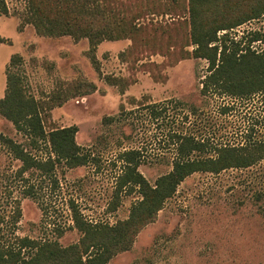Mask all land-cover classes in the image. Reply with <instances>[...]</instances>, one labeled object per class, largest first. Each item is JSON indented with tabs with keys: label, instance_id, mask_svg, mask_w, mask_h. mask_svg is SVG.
I'll list each match as a JSON object with an SVG mask.
<instances>
[{
	"label": "rangeland",
	"instance_id": "374dc122",
	"mask_svg": "<svg viewBox=\"0 0 264 264\" xmlns=\"http://www.w3.org/2000/svg\"><path fill=\"white\" fill-rule=\"evenodd\" d=\"M4 1L0 96L7 69L17 71L27 94L39 103L46 131L76 125L75 141L88 161L73 168L57 163L53 183L35 169L19 174L21 162L0 143V243L23 236L57 239L63 246L76 242L80 232L73 227L69 200L93 223L126 218L140 195L136 189L116 192L123 151L139 150L137 169L153 184L172 168L175 134L208 139L214 147L264 139L259 93L240 97L213 87L201 92L208 60L192 55L188 0H114L113 6L134 18L138 28L130 39L99 43L96 62L87 39L40 36L22 22L24 0ZM251 31L264 35V14L220 30L217 37L248 41ZM250 48L264 52V41L251 42ZM10 54L20 60L11 62ZM79 79L94 83V91L84 95L70 90L65 100L61 86ZM0 132L32 155L43 158L49 152L43 141L29 145L1 115ZM30 185L33 193L27 194ZM17 203L20 216L15 221ZM109 264H264V158L246 168L185 177L131 248Z\"/></svg>",
	"mask_w": 264,
	"mask_h": 264
},
{
	"label": "trees",
	"instance_id": "16d2710c",
	"mask_svg": "<svg viewBox=\"0 0 264 264\" xmlns=\"http://www.w3.org/2000/svg\"><path fill=\"white\" fill-rule=\"evenodd\" d=\"M22 22L31 24L36 34L46 37L70 36L73 40L87 39L89 53L94 62V51L104 40L131 38L137 31L134 18L113 6L114 0H24ZM0 11L7 13L4 0ZM189 44L192 55L208 60V74L202 81L201 92L209 88L236 96L259 93L264 105V52L250 48L251 42L264 41L259 31H251L248 41H234L228 35L217 37L220 30H228L264 14V0H188ZM4 41L0 36V44ZM219 42V46L215 43ZM242 43V45H241ZM20 56L14 54L13 60ZM65 100L70 94H88L95 85L84 79L61 86ZM72 93L69 94V91ZM228 108H223V111ZM0 115L22 132L28 144L35 147L39 141L49 147L41 158L32 155L26 147L0 132V143L21 162L18 173L37 170L56 183L54 167L64 163L73 168L85 164L88 154L75 141L76 125L56 127L46 131L39 103L27 94L24 80L17 71H6V85L0 98ZM176 156L172 168L156 178L153 184L138 171L140 152L123 151L119 159L123 170L118 176L117 191L136 189L140 198L134 202L128 216L113 224L91 222L78 206L69 200L73 227L80 232L76 242L66 246L57 239H31L16 237L9 243H0V264H109L110 259L129 250L139 231L153 222L166 199L176 191L179 183L196 171L219 173L228 168H246L264 158V139L246 142L241 146L209 144L208 139L193 135L175 134ZM213 150L214 156L194 155L195 152ZM25 190L32 194V186ZM20 216L18 203L12 218ZM61 232H59L60 234Z\"/></svg>",
	"mask_w": 264,
	"mask_h": 264
},
{
	"label": "crops",
	"instance_id": "0c3cea01",
	"mask_svg": "<svg viewBox=\"0 0 264 264\" xmlns=\"http://www.w3.org/2000/svg\"><path fill=\"white\" fill-rule=\"evenodd\" d=\"M2 44H3V43H1L0 46H2ZM11 55H12V54H10V58H11ZM10 58H9V59H10ZM4 91H5V88H4ZM3 95H4V92H3V94H1L0 98L3 97ZM5 119H6V118H5ZM1 120H2V119H1Z\"/></svg>",
	"mask_w": 264,
	"mask_h": 264
}]
</instances>
